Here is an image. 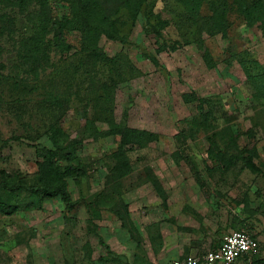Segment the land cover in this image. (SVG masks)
<instances>
[{"label": "rangeland", "instance_id": "1", "mask_svg": "<svg viewBox=\"0 0 264 264\" xmlns=\"http://www.w3.org/2000/svg\"><path fill=\"white\" fill-rule=\"evenodd\" d=\"M93 2L118 32L99 40L116 58L111 72L87 62L70 3L0 0V183L39 185L36 150L52 149V125L79 143L80 172L66 180L79 203L71 210L58 198L35 209L22 193L17 211L0 212V264H168L173 247L201 256L238 230L258 248L235 264H264V33L247 26L236 0H204L194 21L178 0H145L137 13L133 0ZM215 10L226 14L225 36L211 29ZM41 35L51 49L31 67L25 48ZM195 118L206 129L191 134ZM111 122L154 136L123 148L122 178L120 136H99ZM97 198L99 216L87 206Z\"/></svg>", "mask_w": 264, "mask_h": 264}, {"label": "trees", "instance_id": "2", "mask_svg": "<svg viewBox=\"0 0 264 264\" xmlns=\"http://www.w3.org/2000/svg\"><path fill=\"white\" fill-rule=\"evenodd\" d=\"M52 0H19L21 6H26L31 3L38 5H45ZM65 3H70L73 6V11L76 8L73 19L69 21L70 27L81 31V45L82 51L87 55V62L91 66L96 65H110L109 72H111L116 65V58H108L102 54L99 47L100 38L104 37L106 40L115 41L119 39L117 29L113 22L108 23V19L102 15L99 11L98 6L95 5L93 0H59ZM134 6L136 7V13L140 12L141 5L144 4L145 0H133ZM184 5L187 18L194 21L198 12V8L203 4L204 0H178ZM238 4L239 15L243 18L244 22L248 27H256L264 33V1L263 0H244ZM224 2V1H223ZM77 3V4H76ZM225 3V2H224ZM210 26L215 32H220L222 36L226 34L227 20L226 14L222 10H215L210 16ZM34 36L29 43L30 47L25 48L23 56L24 62H28V65L32 67L35 62L47 61V52L50 51V41ZM204 62L209 60L208 54L203 56ZM115 70H117L115 68ZM102 90H106L104 84L100 85ZM52 97V96H51ZM56 102V105H62L63 99L60 97H52ZM191 99H193L191 97ZM200 104L203 102L198 99ZM206 120V119H203ZM206 121H198L196 118L190 123L191 134L197 133L205 128ZM100 137L107 136H120L119 148L114 155L117 158V163L114 165V170L117 173L118 178L126 176L130 172L129 161L125 157L124 147L130 149L143 147L148 141L154 136L146 131L128 128L120 125L116 122H111L108 129L99 133ZM52 144V149L44 148L43 150H36V156L39 158L37 162V181L39 185L35 186L34 183L30 182L28 185L25 183L16 182H1L0 183V212L5 215L13 214L17 211V205L13 204L15 196H19L22 193H29V201L31 206L35 209L41 207V202L44 198H58L67 210H71L76 204L71 200L70 193L67 191L66 180L72 178L77 179L79 176V170L75 167L78 165L76 152L78 150L79 143L75 140H70V137L59 127L51 126L49 130V137ZM237 159V157L235 158ZM240 160L245 161L246 164L250 163V159L247 157H241ZM221 162H225L228 165L230 163L222 156ZM64 162V164H61ZM76 164V165H75ZM193 169V166H192ZM152 186L156 189L158 194L161 195V188L156 182L154 177H149ZM164 199L165 196L161 195ZM99 203V199H95L87 204L91 214H96L95 205ZM100 204L104 205V202ZM130 232V231H129ZM149 242L152 249L157 252L161 245V236L158 226L155 224L149 225L146 228ZM244 259V258H243ZM240 259V260H243ZM239 261V260H238ZM237 262V261H236ZM235 264V263H234Z\"/></svg>", "mask_w": 264, "mask_h": 264}, {"label": "built area", "instance_id": "3", "mask_svg": "<svg viewBox=\"0 0 264 264\" xmlns=\"http://www.w3.org/2000/svg\"><path fill=\"white\" fill-rule=\"evenodd\" d=\"M258 242L247 231H232L224 235L220 245L201 256L189 255L172 260L169 264H234L254 253Z\"/></svg>", "mask_w": 264, "mask_h": 264}, {"label": "crops", "instance_id": "4", "mask_svg": "<svg viewBox=\"0 0 264 264\" xmlns=\"http://www.w3.org/2000/svg\"><path fill=\"white\" fill-rule=\"evenodd\" d=\"M246 231V230H245ZM248 232V231H247ZM253 238H255L254 237V235L253 234H251L250 232H248ZM256 239V238H255ZM221 242V241H220ZM220 245V243L218 244V246ZM217 246V247H218ZM216 247V248H217ZM171 254H172V257H171V260L169 261V263L172 261V260H174V259H177V258H183V257H185V256H189V255H192V254H188V255H183L181 252H179V249L177 248V247H173L172 249H171V252H170ZM196 256V255H195ZM239 261H241V260H239ZM168 263V264H169Z\"/></svg>", "mask_w": 264, "mask_h": 264}]
</instances>
